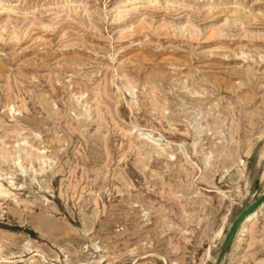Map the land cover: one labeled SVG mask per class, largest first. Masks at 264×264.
I'll list each match as a JSON object with an SVG mask.
<instances>
[{"label": "rangeland", "instance_id": "rangeland-1", "mask_svg": "<svg viewBox=\"0 0 264 264\" xmlns=\"http://www.w3.org/2000/svg\"><path fill=\"white\" fill-rule=\"evenodd\" d=\"M121 1L0 0V264H260L264 212L222 247L264 197V0Z\"/></svg>", "mask_w": 264, "mask_h": 264}, {"label": "bare ground", "instance_id": "bare-ground-1", "mask_svg": "<svg viewBox=\"0 0 264 264\" xmlns=\"http://www.w3.org/2000/svg\"><path fill=\"white\" fill-rule=\"evenodd\" d=\"M144 1V0H143ZM145 1H147V4L149 5V7H151V6H154V4H156V7L157 8H159V6L160 5H158L157 4V2L159 1V0H145ZM79 4H82V3H79ZM136 4H138V0H122L121 2H120V6H123V7H127V6H137ZM56 5V4H55ZM55 5H47L46 7L48 8V10H53L54 9V7H55ZM156 7H155V9H156ZM135 7H133V9H134ZM146 9V8H145ZM127 10V9H126ZM130 10V9H129ZM132 10V9H131ZM144 10V9H143ZM134 11H138L139 13H140V11H141V9L139 10L138 9V6H137V8L134 10ZM133 11V12H134ZM76 12V11H75ZM127 12L128 13H130L131 14V12L132 11H128L127 10ZM136 13V12H135ZM121 14H123L122 12H121ZM129 14V15H130ZM138 14V13H137ZM126 15H128V14H126ZM140 15H142V14H140ZM238 15V14H237ZM237 15H235V18H233V19H231V21L233 20V22H234V24H235V22H237V21H239L240 20V17H237ZM240 16V15H239ZM118 17H119V15H118ZM121 17V16H120ZM147 17V16H146ZM233 17V16H232ZM124 18V17H123ZM126 19V18H125ZM115 20H117V17H116V19ZM120 20V19H119ZM124 21V20H123ZM241 21V20H240ZM145 23V22H144ZM144 27V26H143ZM143 27H141V28H143ZM166 27V26H165ZM140 29V28H139ZM147 30V29H146ZM144 31H145V29H144ZM142 32V31H141ZM211 37L210 38H214V37H217V32L215 31V29H212L211 28ZM135 33V32H134ZM77 37V36H76ZM124 37V36H123ZM74 38V37H73ZM72 38V39H73ZM78 38V37H77ZM80 38V37H79ZM78 38V39H79ZM120 38V37H119ZM190 38H191V35H190ZM78 39H77V41H78ZM125 39H127V38H125ZM84 40V39H83ZM77 41H75V43L77 42ZM119 41V40H118ZM193 41V40H192ZM194 41H195V39H194ZM193 41V42H194ZM81 42H79V45H81L80 44ZM83 43H84V41H83ZM84 47V46H83ZM79 56V55H78ZM145 58V57H144ZM79 59H81L80 57L79 58H74V59H71V60H68V65H70V66H72V65H74V64H77L78 63V60ZM91 59V58H90ZM89 60V59H88ZM139 60V63H140V59H138ZM144 60V59H143ZM91 61V60H90ZM146 61H148V60H146ZM86 64H87V62L85 63V66H86ZM126 64V63H125ZM134 64V63H133ZM79 65H81V61H80V64ZM70 66H69V68H70ZM108 66V65H107ZM74 67V66H73ZM82 67H83V65H82ZM101 67V66H100ZM72 68V67H71ZM79 68V67H78ZM143 68V67H142ZM141 68V69H142ZM134 69H136V68H134V66H133V71H134ZM140 69V70H141ZM69 70V69H68ZM98 70V69H97ZM139 70V71H140ZM70 71V70H69ZM72 71V70H71ZM81 71V70H80ZM79 71V72H80ZM90 71V70H89ZM94 71V70H93ZM100 70H98V72H99ZM132 71V70H131ZM138 71V72H139ZM95 72H96V70H95ZM77 73V72H76ZM76 73H75V75H76ZM86 73V72H85ZM88 73V72H87ZM91 73V72H90ZM78 74V73H77ZM81 74V72L79 73V75ZM123 74V73H122ZM73 75H74V73H73ZM88 75H90V74H88ZM92 77H93V73H92V75H91ZM165 78L164 79H160V80H158V78H150V77H148V78H146L147 80H144V81H147V83H149V84H153V83H155V84H160V83H162L165 79H167L166 77L167 76H164ZM87 78H88V76H87ZM171 77H169V79H170ZM88 79H90V78H88ZM168 79V80H169ZM89 81V80H88ZM81 83H83L82 82V80L80 81ZM163 83H165V82H163ZM162 83V84H163ZM83 85V84H82ZM161 85V84H160ZM159 85V86H160ZM84 86V85H83ZM163 86V85H162ZM104 93L106 94L107 92H105L104 91ZM108 95V94H107ZM103 96H105L106 97V95H103ZM102 95H101V97H103ZM100 97V98H101ZM83 99V98H82ZM81 100V99H80ZM79 101V100H78ZM77 101V102H78ZM82 102H84V101H82ZM74 104V103H73ZM73 104H72V106H73ZM78 104V103H77ZM24 107V106H23ZM44 107H46V106H44ZM47 109V108H46ZM74 109V108H73ZM49 111H52V110H50L49 109ZM47 112H48V110H47ZM53 113V112H52ZM51 113V114H52ZM49 114V113H48ZM81 114V113H80ZM80 114H78V115H80ZM56 114H54V116H55ZM57 116V115H56ZM61 116V115H60ZM81 116V115H80ZM59 117V116H58ZM63 118V117H62ZM66 118H67V116H66ZM65 118V119H66ZM56 119V118H55ZM171 119V118H170ZM58 120H59V118H58ZM63 120V119H62ZM67 120V119H66ZM70 120H73V119H70ZM84 121H79L78 120V126L79 127H84V126H86L87 124H86V120L85 119H83ZM36 121V120H35ZM74 121V120H73ZM170 121V120H169ZM58 123L57 124H59V121H57ZM62 122V121H61ZM66 123V122H65ZM30 124H32L33 126H34V123H30ZM64 124V123H63ZM61 125V124H60ZM59 125V126H60ZM73 123L72 122H70V124H69V131H71V133H75V132H77L78 133V136H79V132L77 131V130H80V128L79 129H76V127L74 128L73 127ZM54 126H56V124H54ZM54 126H52L53 127V129H54ZM62 127V126H61ZM64 127V126H63ZM89 127V126H88ZM101 127V126H100ZM34 128V127H33ZM36 128V127H35ZM40 128V127H39ZM66 128V127H65ZM55 129H56V127H55ZM62 129H64V128H62ZM83 129V128H82ZM59 131V130H58ZM86 131V130H85ZM56 132H57V129H56ZM69 134H70V132H69ZM82 135V134H81ZM84 135H85V133H84ZM145 136V135H144ZM76 137V136H75ZM81 137V139H82V136H80ZM98 137H99V135H98ZM152 138V136H151V133H150V135L148 134L147 136H146V139H151ZM67 139H70V138H67ZM71 139H72V136H71ZM71 141V140H70ZM82 141H85L86 142V145L88 144L89 146V153L91 154V157H87V159L89 158L90 159V161H93V163H96V164H94V165H98L97 164V161L99 160V159H103V158H101V155H99L98 154V151L96 150V148H95V141H96V138H85L84 137V140H82ZM72 142V141H71ZM69 143V142H68ZM93 144H94V146H93ZM87 147V146H86ZM98 149V148H97ZM111 151V150H110ZM87 152H88V150H87ZM101 152V151H100ZM151 153H153V152H151ZM157 153V152H156ZM110 154V153H109ZM24 155L26 156V157H28V159H29V156H30V152H28V151H25L24 152ZM89 155V154H88ZM82 156V155H81ZM86 156V155H85ZM90 156V155H89ZM264 157V156H263ZM46 158L48 159V160H50V158H52L51 156L50 157H48V152L47 153H39V156H36V157H31L28 161H29V163H31V164H33L36 160L37 161H41V162H43L42 160H46ZM87 159L84 157V155H83V157L82 158H79V160H81L85 165H88V161H87ZM101 160H100V162H101ZM36 161V162H37ZM40 162V163H41ZM99 162V161H98ZM44 163V162H43ZM45 163H46V161H45ZM44 163V164H45ZM78 163V162H77ZM82 163V164H83ZM48 164V163H47ZM81 164V163H80ZM78 165V164H77ZM107 166V165H106ZM110 166V165H109ZM108 166V167H109ZM85 167V166H84ZM93 166H91L90 168H92ZM98 167H99V165H98ZM43 168V167H42ZM90 168H87L88 170L90 169ZM57 169V168H56ZM74 169V168H73ZM76 169H78V167H76ZM95 169V168H94ZM97 169V168H96ZM96 169H95V172H98V170L96 171ZM98 169H100V168H98ZM52 170H53V168H52ZM81 170V169H80ZM91 171H92V169H90ZM89 170V171H90ZM65 171L63 170V168H59V169H57L55 172H54V174H55V176H61V174H65L64 173ZM104 172V171H103ZM72 173H73V171H72ZM72 173H71V177H72ZM74 173H76V171H74ZM73 173V174H74ZM88 173L89 172H86L85 171V169L83 170V176H82V180H85L87 177H88ZM101 173H102V170H101ZM101 173H99V174H101ZM106 174V173H105ZM76 177V176H75ZM10 178V177H9ZM88 179V178H87ZM8 180V179H7ZM89 180V179H88ZM3 181H4V177H2V176H0V197H3V198H11V195H13V190H18L19 189V187L15 184V183H13V179L11 178V180H9V189H7L5 186H4V183H3ZM95 181H97V179L95 180ZM81 180H77V182L74 184V183H72V184H68L67 186H66V188H65V190L63 191V193H61L62 194V197H61V199H63V200H65V201H69L71 198L72 199H74V195L76 194V193H78V190H79V187H80V185H81ZM94 182V181H93ZM18 184V183H17ZM33 184V183H32ZM92 185V184H91ZM96 186V185H95ZM63 190V189H62ZM22 191V190H21ZM62 192V191H61ZM60 194V195H61ZM91 194V193H90ZM14 196V198H12L13 199V201H15L16 202V206L18 207L19 206V200L15 197L16 196V194H14L13 195ZM76 197V196H75ZM92 198V197H91ZM46 199V198H45ZM98 199V198H97ZM101 199V198H100ZM103 199H104V197H103ZM75 200V199H74ZM99 200V199H98ZM94 201V200H93ZM93 201H91V202H93ZM97 201V200H96ZM95 201V202H96ZM35 202V205L36 206H39V203H38V200H35L34 201ZM73 202V201H72ZM90 202V201H89ZM97 203V202H96ZM132 203V202H131ZM89 205V204H88ZM45 206H47V205H45ZM83 206H84V204H83ZM57 207V206H56ZM85 208L87 207V205H85L84 206ZM90 207V206H89ZM54 209H55V207H54ZM97 209V208H96ZM56 210V209H55ZM85 210V209H84ZM88 210V209H87ZM95 210V209H94ZM123 210V209H122ZM31 211V210H30ZM47 211V210H46ZM58 211V210H57ZM96 211V210H95ZM50 212V211H49ZM109 212H110V210H109ZM133 212H134V210H133ZM261 212H264V204L256 211V212H254V213H252V214H250V215H248L247 217H246V219H245V221L243 222V224H242V226H241V228L238 230V232H237V234H236V237H235V239H234V241H235V243H238L239 241H241V240H243V238H246L247 236H248V234H249V231H250V227L252 226V224H253V222H254V220H256L257 218H258V215L261 213ZM54 213V212H53ZM81 213V212H80ZM114 213V212H113ZM121 214H122V212H120ZM119 213V214H120ZM47 214V213H46ZM131 214V213H130ZM21 217H22V213H21V215H20ZM98 217V216H97ZM96 217V218H97ZM122 218V217H121ZM128 218H129V216H128ZM95 219V218H94ZM93 219V220H94ZM92 220V221H93ZM74 222V221H73ZM81 222H82V219H81ZM68 223H69V228L70 229H72V223H71V221L70 220H68ZM93 223V222H92ZM227 223V222H226ZM94 227H95V225H93ZM56 227H61V226H58L57 224H53V223H47L46 224V227H44L45 229H47V230H53L54 228H56ZM85 227H87V224H85ZM103 227V226H102ZM37 229H39V230H41L43 227H42V225H39L38 227H36ZM75 228V227H74ZM94 229V228H93ZM83 231H85V230H83ZM88 232V231H87ZM222 232V231H221ZM136 235V234H135ZM221 238H223V237H221ZM221 238H220V240H221ZM222 241V240H221ZM220 241V242H221ZM58 247V246H57ZM60 247V246H59ZM209 251V250H208ZM252 256H254V255H252ZM33 261V260H32ZM262 262H264V261H262ZM260 263V264H264V263ZM258 264H259V262H258Z\"/></svg>", "mask_w": 264, "mask_h": 264}, {"label": "water", "instance_id": "water-1", "mask_svg": "<svg viewBox=\"0 0 264 264\" xmlns=\"http://www.w3.org/2000/svg\"><path fill=\"white\" fill-rule=\"evenodd\" d=\"M264 204V197L257 200L253 205L246 209L233 223L231 230L228 233V236L223 244L222 252L225 253L233 243L238 230L241 228L246 217L254 212H256ZM222 257L220 258V260Z\"/></svg>", "mask_w": 264, "mask_h": 264}]
</instances>
